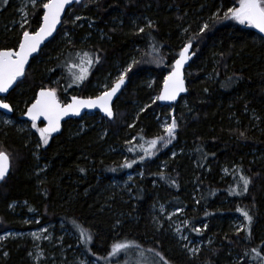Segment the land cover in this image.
<instances>
[{
    "label": "trees",
    "instance_id": "1",
    "mask_svg": "<svg viewBox=\"0 0 264 264\" xmlns=\"http://www.w3.org/2000/svg\"><path fill=\"white\" fill-rule=\"evenodd\" d=\"M234 6L236 0H82L71 7L105 35L103 41L82 48L93 61L86 85L105 75L112 60L123 64L135 55L136 63L126 73L113 106V119L93 114L105 122L104 140L121 143L124 156L105 150L106 143L99 142L93 129L74 133L86 119L82 116L63 123L61 132L42 147L39 162L45 168L36 179L31 173L36 164L32 146L15 128L1 127L0 149L11 159L9 175L0 184V233L23 228L16 222L21 218L8 211L15 203L19 217L35 213L41 222L63 223L99 264H164L156 252L168 264H233L227 255L235 253L241 264H264L253 251L264 256V40L251 26L225 18ZM17 8L16 0H0V50H15L22 31L34 32L39 26L42 8L37 5L30 11L23 29L15 25ZM144 19L152 21L151 28ZM205 24L208 28L201 32ZM85 26L72 29L66 13L55 37L31 60L24 79L7 96L12 118L21 120L18 112L30 105L38 89L47 88L44 75L56 77L63 70L66 74V60L57 58V40L63 32L72 33L73 41L62 52L72 57L77 40L88 32ZM189 42L194 57L188 67L193 74L185 70L187 94L172 107L177 153L161 171L155 164L161 155L152 151L146 156L141 148L161 135L149 113L159 108L157 100L136 121L128 119L129 104L146 103L148 96L139 82L149 72L155 78L154 93L159 94L171 62ZM127 134L133 140L124 144ZM127 163L132 167H121ZM225 166L230 170L227 176L220 174ZM138 172L141 177L133 178L129 193L110 187L111 180L121 182ZM240 175L251 180L248 192L229 195L231 189L242 187ZM194 181L197 204L190 198ZM158 201L182 209L193 234L195 226L207 222L199 237L210 235L213 244L195 256L182 250L155 222L152 208ZM237 208L249 210L253 217L250 237L228 227V217H239L243 227L247 223ZM76 225L91 235V242L80 240ZM114 243L128 247L110 255ZM5 254L0 264H28L18 242L8 243Z\"/></svg>",
    "mask_w": 264,
    "mask_h": 264
},
{
    "label": "rangeland",
    "instance_id": "2",
    "mask_svg": "<svg viewBox=\"0 0 264 264\" xmlns=\"http://www.w3.org/2000/svg\"><path fill=\"white\" fill-rule=\"evenodd\" d=\"M16 3L18 7V20L15 22V25H17L19 29H23L21 28L23 18H26L29 22V13L33 9V6L31 4V0H16ZM84 7L85 6H83L82 9H85ZM22 8L25 9L24 12L21 11ZM81 15L82 13L72 12V9L68 10L67 12V20L72 29H80L86 25L85 27L88 30V32H85L80 37V39L77 40L76 49L72 57L63 56L64 51L67 49V45L74 39L72 33L63 32V34L57 40V45L59 48V56L57 58H63L61 59V62L66 60V65L63 66L67 71L66 74L63 72V70L57 73L56 77H51L50 74L43 76L45 77V82L48 83L47 88L58 89L57 86L59 85L60 92L57 91V95L61 102H68L70 97L78 96V91L81 94L83 93L78 97H96L105 90L110 89L122 73H125L126 76L128 71L125 72V70L129 68V65L132 66L135 60V55H131V58L123 64L117 60H112L111 69L107 71L105 75L97 78L95 82L89 83L88 85H86L85 82L88 80L89 70L92 65L89 67L87 63H83V67L88 68L86 73L87 78L82 82H74L73 76L80 74L79 66L82 65V62L86 59L92 60L91 53L89 51L85 52L82 48L95 43L96 40L103 41V39H105L104 33L93 27V25H91V23L88 22L85 17L81 18ZM76 17H80V19H76ZM144 22L146 23V27L148 24H153L149 19H144ZM27 24H24V27ZM84 53H88L87 58L84 57ZM42 61L43 60L40 59L38 63ZM186 69L189 71V67ZM189 72L193 74L192 70ZM167 74L168 72L165 73V76ZM70 84L71 87L68 86ZM82 84H84L85 87ZM139 87L145 89L148 99L145 101L146 103H141L139 100L131 101L129 104L130 111L128 113V119H132V121H136L137 116L142 112V109H150L149 105L153 107V100L156 96H158L154 93L155 78L150 72L145 74L143 79L140 80ZM62 89H64V92H62ZM27 107L24 106L23 112L19 111L18 113L23 115ZM149 113L157 124L156 126L158 132H161L160 136H164L165 134L163 132V125L165 123L170 124L174 119L172 116V107L163 108L159 106V108H151ZM93 116L94 115L89 114L84 115V118L86 119H82L75 126L74 133H81L87 129H93L94 131L98 132L100 139L99 142L106 143L103 146L104 148L106 147L105 150L112 153H118L120 156H124L121 143L109 142L110 138L106 141L104 140L108 134V130L105 127V122L102 121L98 116ZM88 117H91L92 120H90ZM6 120L8 123H5ZM37 126L42 127V124H37ZM1 127L15 128V131L19 135H22L28 142L27 144L32 146L31 150L33 151V154L31 156H33L35 159L36 164L33 167L31 173L37 179V177L45 168L44 165L39 162V153L44 145L38 146L40 138L35 129L32 128V123H27L23 120H17L11 116H5L4 114L0 113V128ZM165 139H167V137H165ZM175 139L171 140V142L167 144H165L163 141H160L157 143L156 149L153 150L156 156H158V154L161 155V161H157L155 163L161 171H165L167 167V161L170 159V157L172 158V156L177 153ZM127 140L131 142L133 138L130 139L129 134H127L123 138V143L126 144V142H128ZM228 172L230 173V170L225 166L221 169L220 174L227 176ZM135 177L140 178L141 172H138L137 174H127L125 175L124 180L121 182L117 180H111L110 187L129 193V187L132 185V180ZM192 184L194 189L190 193V198L195 201V204H197L196 200L198 199V188L195 187L196 181H194ZM16 208L17 205L15 203H11L9 205L8 211H10L13 215H16V218H21L20 221L16 222H20V228H23L20 230L6 229L0 233V255L2 257H5V248L7 247L8 243L18 242L19 246H21L23 249L24 257L28 264H99L98 261L91 259L88 256L87 252L81 248L79 240L68 232L63 223L53 225V223L50 222H41V218L35 213H29L23 217H19L18 213H15ZM152 214L154 215L155 222L159 224L161 228L163 227L168 232H170L171 235H173V237L177 240L181 249L185 250L190 256H195L201 250H206L214 242L210 235H207L206 237H199L200 233L206 231L207 222L200 223L194 227L201 230L199 233L196 231L194 232L195 234L192 233V230L189 228L190 222L188 216L183 214L182 209L167 206L163 202L158 201L152 208ZM226 221L228 223L229 229L236 233L239 232V229L243 228L242 221L239 217H228ZM33 233L36 234V237L33 236ZM227 256L230 257V260L233 264H241L243 262L239 254H228Z\"/></svg>",
    "mask_w": 264,
    "mask_h": 264
},
{
    "label": "snow or ice",
    "instance_id": "3",
    "mask_svg": "<svg viewBox=\"0 0 264 264\" xmlns=\"http://www.w3.org/2000/svg\"><path fill=\"white\" fill-rule=\"evenodd\" d=\"M4 2L7 3V0H4ZM73 2L79 4L81 3V0H31V4L34 9L37 5L43 9L41 18L42 23H39L38 29L34 32H29L26 29L23 30L18 41V46L15 50H0V93H8L9 89L16 84L19 78L24 76L25 65L28 63L29 57L37 51L40 45L48 37L52 36L53 32L56 31L57 25L62 22L61 16L65 12L66 5H70ZM236 4L238 6L230 7L228 11L225 12V18L235 20L242 25L246 24L251 26L257 29L259 33L264 34V0H236ZM21 11L24 12L25 9L22 8ZM76 19H80V17H76ZM27 23V19L23 18L21 28H24V24ZM147 27L151 28L152 25L148 24ZM206 28H208V24H205L200 31L203 32ZM144 31V28L139 29V32ZM190 47L191 43L189 42L188 44H185L183 49L179 52V58L175 59L171 72L164 77L160 94L155 97L153 103H155L156 100L174 101L181 92L186 90L181 69L183 68L185 62L190 58L187 55ZM84 57L87 58L88 53H84ZM83 63H87L90 67L93 61L91 59H86L82 62V65L79 66L80 74L73 76L74 82H82L87 78L86 73L88 68L83 67ZM134 63H136V61H134ZM131 67L132 66L129 65V68L126 69L125 72L130 71ZM124 82L125 73H122L118 80L112 85L110 90H105L95 98L80 99L73 96L71 97V102H61L57 95V89L55 88H41L39 92L36 93L33 101L30 103V106L27 107L25 113L28 119L32 122V128L35 129L39 135L40 140L38 146L47 145L49 137L52 133L59 131L60 121L70 114L79 116L81 109L98 108L100 112H102L109 119H113L114 113L109 105V102ZM68 86L71 87V84ZM0 109L6 110L7 112L13 111L10 104L6 103L3 98H0ZM143 110L144 109L141 111ZM41 120L46 122L44 127L37 126V121ZM5 123H8V121L6 120ZM176 129L177 122L175 119H173L170 124L165 123L163 125L164 136L148 141L147 148H144L143 145H141L145 155L151 156L152 151L156 149L158 142L163 141L167 144L170 143L171 140L175 139ZM241 135H243V133H241ZM165 137H167V139H165ZM141 139L143 138L141 137ZM128 151L132 152L133 148L129 147ZM10 159L9 154L0 149V181H3L9 172ZM141 159L143 160L144 157H141ZM132 163H135V161ZM132 163L124 164L121 167L131 168ZM113 171L115 170L113 169ZM161 179H164L163 175L161 176ZM239 180L242 187H240L239 190H237V188L231 189L229 195H243L248 192L249 185L251 183L250 178L240 175ZM197 203H199V201H197ZM237 211L240 212V214L244 217V220L247 222L244 227L238 231H245L250 237V226L253 217L249 210L237 208ZM76 228L80 233L79 238L82 242H91L92 237L90 234H86V230L80 229L78 225H76ZM193 230L197 233L201 231L199 228H194ZM33 236L36 237V234L33 233ZM127 247L128 245L125 243H114L110 255H115ZM253 251L255 252L256 257H258L261 261H264V256L261 255L260 251H257L256 249H253ZM156 255L160 257V260H162L164 264H168V261L165 260L159 252H156ZM245 255H247V253H245Z\"/></svg>",
    "mask_w": 264,
    "mask_h": 264
},
{
    "label": "water",
    "instance_id": "4",
    "mask_svg": "<svg viewBox=\"0 0 264 264\" xmlns=\"http://www.w3.org/2000/svg\"><path fill=\"white\" fill-rule=\"evenodd\" d=\"M81 2H82V0H81ZM79 4H80V3H79ZM79 4L73 2V3H71L70 5H66V7H65V12H64V13L62 14V16H61V21L64 19V17H65V15H66L67 11H68L71 7H73L74 5H79ZM42 13H43V9H42ZM41 18H42V16H41ZM40 23H42V19L40 20ZM61 23H62V22H61ZM61 23L57 25L56 31L53 32L52 36L48 37V38H47V39H46V40L40 45V47L37 49V51L34 52V53L29 57L28 63L25 65V73H26V71H27V69H28V67H29V64H30L31 60H33L35 57H37V56L40 54V52H41V50L43 49V47H44L47 43H49V42L55 37L56 33L58 32V30H59L60 27H61ZM252 28H253V27H252ZM37 29H38V28H37ZM253 32H254L256 35H258L259 37H261V38L264 40V34L259 33L258 30L255 29V28H253ZM184 46H185V45H184ZM184 46H183V47H184ZM183 47L181 48V50L183 49ZM181 50H180V51H181ZM187 55H188L190 58L185 62L183 68L181 69V72H182V75H183V79H184V86H185V89H186V90H185L184 92H181V93L177 96L176 100H174V101H167V100L161 101V100H157V103H158L159 106H161V107H169V108H171V107L175 106L181 98H183L184 96H186V94H187V87H186V82H185L184 72H185L186 68H188V66L190 65V63H191V61H192V59H193V57H194V54L192 53V47L189 48V51H188ZM177 58H179V54H178ZM177 58H176V59H177ZM174 61H175V60H174ZM174 61H173V63H174ZM173 63H172V65H173ZM171 70H172V69H171ZM171 70H170V72H171ZM168 74H169V73H168ZM168 74H167V75H168ZM24 77H25V74H24L23 77L19 78V80L16 82V84L13 85V87H12L11 89H9V92H8V93H0V98H3L4 101H5L6 98H7V96L9 95V93H10L11 91H13V90L15 89V87H16L20 82H22V80L24 79ZM124 85H125V82H124V84L121 85L120 89L117 91V93L112 97L111 101L109 102V105H110V107L112 108V111H113V106H114V104H115V101H116V99L118 98L119 94L121 93V91H122ZM162 86H163V82H162V85H161L160 91H161V89H162ZM111 87H112V86H111ZM39 90H40V89H38V90L36 91V93L39 92ZM108 90H110V89H108ZM160 91H159V94H160ZM36 93H35V95H36ZM159 94H158V95H159ZM72 97H73V96H72ZM75 97L80 98V99H88V98L78 97V96H75ZM91 98H95V97H91ZM5 102H6V101H5ZM68 102H71V97L69 98ZM6 103H8V102H6ZM29 106H30V105H29ZM29 106H28V107H29ZM26 110H27V108L25 109V112L23 113V115H22V117H21V120H23V121H25V122H27V123H32V122L28 119V117L26 116V114H25V113H26ZM0 113L4 114L5 116H11L12 113H13V111H12V112H7L6 110H2V109H0ZM87 114H89V115L98 114V115H100V116H102V117H105V118L107 117V116H105L102 112H100V110H99L98 108H94V109H87V108H84V109H81V113H80L79 116H74V115H71V114H70V115L64 117V118L60 121V129H59V131H58V132H55V133H52V135H51L50 137H54V136L58 135V134L61 132L62 124L65 123L66 121H68V120H74V119L78 120V119H80L83 115H87ZM37 124H42V127H44L45 124H46V122H44V121L41 120V121H37ZM9 172H10V168H9ZM9 172H8V174L6 175L5 179H6L7 176L9 175ZM5 179H4V180H5ZM4 180H3V181H4ZM3 181H0V184H1Z\"/></svg>",
    "mask_w": 264,
    "mask_h": 264
},
{
    "label": "bare ground",
    "instance_id": "5",
    "mask_svg": "<svg viewBox=\"0 0 264 264\" xmlns=\"http://www.w3.org/2000/svg\"><path fill=\"white\" fill-rule=\"evenodd\" d=\"M68 12V11H67ZM188 44V43H187Z\"/></svg>",
    "mask_w": 264,
    "mask_h": 264
}]
</instances>
